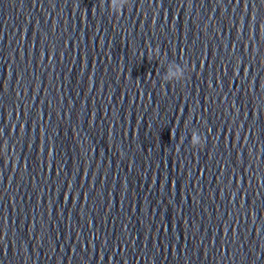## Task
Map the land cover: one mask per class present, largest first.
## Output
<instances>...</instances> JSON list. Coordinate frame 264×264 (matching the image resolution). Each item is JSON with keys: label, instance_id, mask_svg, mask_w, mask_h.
<instances>
[{"label": "water", "instance_id": "water-1", "mask_svg": "<svg viewBox=\"0 0 264 264\" xmlns=\"http://www.w3.org/2000/svg\"><path fill=\"white\" fill-rule=\"evenodd\" d=\"M0 264H264V0H0Z\"/></svg>", "mask_w": 264, "mask_h": 264}, {"label": "clouds", "instance_id": "clouds-1", "mask_svg": "<svg viewBox=\"0 0 264 264\" xmlns=\"http://www.w3.org/2000/svg\"><path fill=\"white\" fill-rule=\"evenodd\" d=\"M128 0H110V10L115 14H120L122 10L125 8ZM185 77V72L183 69L176 65H172L165 77L167 81H180ZM190 143L193 147L199 146L201 144V137L200 135L193 131L191 133V140Z\"/></svg>", "mask_w": 264, "mask_h": 264}]
</instances>
